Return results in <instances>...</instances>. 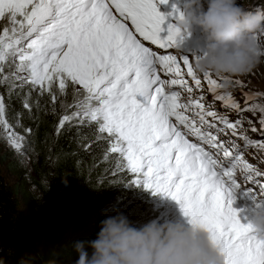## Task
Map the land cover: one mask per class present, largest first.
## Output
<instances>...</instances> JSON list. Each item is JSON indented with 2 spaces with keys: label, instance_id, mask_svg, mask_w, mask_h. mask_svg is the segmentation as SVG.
Wrapping results in <instances>:
<instances>
[{
  "label": "snow or ice",
  "instance_id": "1",
  "mask_svg": "<svg viewBox=\"0 0 264 264\" xmlns=\"http://www.w3.org/2000/svg\"><path fill=\"white\" fill-rule=\"evenodd\" d=\"M157 3L168 0H0V139L30 160L33 130L19 112L8 119L10 102L51 112L55 136L65 127L90 134L81 146H103L113 182L174 200L224 264H264V237L232 206L238 189L264 199V169L244 158L253 149L264 163V92L245 91L253 69L226 87L224 77L195 73L174 52L182 11L172 4L166 19Z\"/></svg>",
  "mask_w": 264,
  "mask_h": 264
},
{
  "label": "trees",
  "instance_id": "2",
  "mask_svg": "<svg viewBox=\"0 0 264 264\" xmlns=\"http://www.w3.org/2000/svg\"><path fill=\"white\" fill-rule=\"evenodd\" d=\"M17 112L19 122L33 130L29 137L33 150L28 160L0 139L2 264H16L22 256L31 264H73L76 257L70 244L94 238L99 221L117 213L134 227L171 222L150 189L113 182L107 172L111 164L102 162L103 146L90 150L81 146L90 134L85 137L65 127L57 137L53 134L57 116L35 108L29 114L13 98L8 119L15 122ZM3 168L14 183L6 180Z\"/></svg>",
  "mask_w": 264,
  "mask_h": 264
},
{
  "label": "clouds",
  "instance_id": "3",
  "mask_svg": "<svg viewBox=\"0 0 264 264\" xmlns=\"http://www.w3.org/2000/svg\"><path fill=\"white\" fill-rule=\"evenodd\" d=\"M174 26L184 37L194 26L199 29L203 45L191 58L192 69L224 77L225 87L230 78L243 76L264 59V41L257 37L264 32V8L252 10L239 0H184L182 18ZM248 222L264 237V208H253ZM97 229L94 238L70 244L73 264H224L198 225L151 221L134 227L117 213L100 220ZM16 264L31 262L22 256Z\"/></svg>",
  "mask_w": 264,
  "mask_h": 264
},
{
  "label": "rangeland",
  "instance_id": "4",
  "mask_svg": "<svg viewBox=\"0 0 264 264\" xmlns=\"http://www.w3.org/2000/svg\"><path fill=\"white\" fill-rule=\"evenodd\" d=\"M263 40H264V38H263ZM197 45H202V43H199ZM201 49H202V46H198L195 49V52H200ZM242 79L246 82V84H247L246 88L248 90L250 89L254 92H264V59H262L261 62H259L253 68V71L250 75L244 76V77H242ZM257 120H258V118L256 119V122H257ZM254 152H257V151H254ZM3 173H4L6 180L8 182L14 183V179L6 174V170H4V168H3ZM155 194L158 195V201L162 203L165 211L167 213H170L171 222L179 221L181 223H186V218L181 214V212L179 210V205L174 200L163 195L162 193H155ZM234 197L235 198H234V202H233L232 206L236 209H242L243 214L247 215L248 217L250 216V212L253 210V208H255L257 205L258 206L260 205V202L258 200L254 203L251 199V196L245 195V194H243V192L238 193V194L234 193ZM247 197H248V199H247ZM262 200L264 202V199H262ZM262 205H263V203H261L260 206L262 207ZM174 206L178 208V210H177L178 214L176 217L172 213V209Z\"/></svg>",
  "mask_w": 264,
  "mask_h": 264
},
{
  "label": "bare ground",
  "instance_id": "5",
  "mask_svg": "<svg viewBox=\"0 0 264 264\" xmlns=\"http://www.w3.org/2000/svg\"><path fill=\"white\" fill-rule=\"evenodd\" d=\"M259 154H261V153H259V152H254L253 153V155L255 156V155H259ZM262 155V154H261ZM249 160V159H248ZM247 199H248V197H247ZM248 202V201H247ZM242 203V202H241ZM157 204V203H156ZM246 204V203H245ZM165 213V212H164ZM176 214H178V212L176 213ZM168 217V216H167ZM165 218H166V216H165ZM163 220V219H162ZM165 221V220H164ZM168 221V220H167ZM166 221V222H167Z\"/></svg>",
  "mask_w": 264,
  "mask_h": 264
}]
</instances>
